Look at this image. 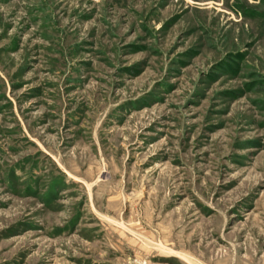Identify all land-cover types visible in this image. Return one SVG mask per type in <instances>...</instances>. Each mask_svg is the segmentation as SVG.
Wrapping results in <instances>:
<instances>
[{
	"label": "rangeland",
	"instance_id": "1",
	"mask_svg": "<svg viewBox=\"0 0 264 264\" xmlns=\"http://www.w3.org/2000/svg\"><path fill=\"white\" fill-rule=\"evenodd\" d=\"M0 264H264V0H0Z\"/></svg>",
	"mask_w": 264,
	"mask_h": 264
}]
</instances>
